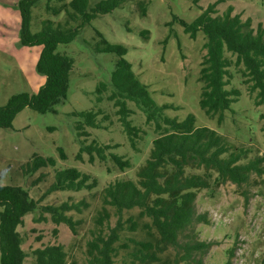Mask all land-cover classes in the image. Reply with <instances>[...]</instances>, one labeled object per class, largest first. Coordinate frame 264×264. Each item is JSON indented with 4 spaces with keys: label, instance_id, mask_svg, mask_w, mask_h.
Here are the masks:
<instances>
[{
    "label": "rangeland",
    "instance_id": "obj_1",
    "mask_svg": "<svg viewBox=\"0 0 264 264\" xmlns=\"http://www.w3.org/2000/svg\"><path fill=\"white\" fill-rule=\"evenodd\" d=\"M136 1L126 0L111 12L92 18L72 41L57 44L56 51L73 60L62 102L43 113L25 106L16 113L10 126L0 127V185L22 186L30 197L38 199L53 181L54 169L76 167L98 180L92 190L53 191L40 201L50 204L76 201L86 196L90 200L89 207L81 213L69 212L74 219L82 220L76 234L64 223H53L46 213V219H39L38 211L23 216L22 223L16 228L22 236V248L28 253L23 264L33 262V249L53 243L63 245L67 253L66 264H85L86 242L91 238V231H96L94 217L102 205V188L117 177L135 179L152 140L158 135L153 123L145 121L143 111L128 100L127 106L132 112L127 119L140 128V135L132 146L119 121L117 107L107 98L110 86L102 93V100L96 102L95 87L99 81H108L117 57L115 53L95 49L99 40L96 32L107 41L126 47L124 57L137 79L146 85L156 105L167 106L162 109L163 115L181 120L192 114L196 126L216 130L232 147L247 148L244 161L264 155V134L260 129L264 105L254 103V93L247 90L235 67H230L232 76L226 88H237L239 95L224 111L223 120L218 122L216 116L206 115L199 106L202 87L199 70L205 53V35L199 30L195 37H190L179 19L191 22L200 13V7H206L214 0H145L144 15L140 14ZM17 4L18 0H0V105L15 93L37 92L45 82V75L36 70L41 45H23L20 41L21 19ZM228 5L232 6V13H238L242 19L249 17L253 27L259 22L264 25V0H222L216 4L215 14H221ZM36 14L55 21L64 19L63 12L53 15L34 7L30 22L32 32L38 28ZM143 30L145 34L141 33ZM91 108L101 109L97 116L100 127H85L89 132L86 143L93 139L99 143L117 144L108 151L128 158L130 166L120 169L109 158L105 162L97 158L89 162L86 152H83L82 160L75 157L80 143L72 129L75 117L71 113ZM33 154L52 157L54 166H42L33 174H24L21 165ZM210 188L197 190L195 198V210L205 212L208 218V223L195 225L198 237L213 242L203 257V264H225L227 259L229 264H264V175L251 174L249 181L242 185L226 181ZM91 193H95L92 198ZM108 209L110 216L102 226L104 232H108L117 219L114 208ZM136 212V208L123 211L121 220ZM140 234L139 230L130 231L125 227L119 242H128L129 237H140ZM167 253L173 252L168 249ZM126 258L120 249L113 264H123Z\"/></svg>",
    "mask_w": 264,
    "mask_h": 264
},
{
    "label": "trees",
    "instance_id": "obj_2",
    "mask_svg": "<svg viewBox=\"0 0 264 264\" xmlns=\"http://www.w3.org/2000/svg\"><path fill=\"white\" fill-rule=\"evenodd\" d=\"M124 1L71 0L65 3L63 0H18L20 41L23 45H41L36 70L45 75V82L37 92L15 93L0 105V127L10 126L16 113L25 106L43 113L64 100L73 60L56 51L57 44L72 41L79 29L92 18L111 12ZM221 1L214 0L206 7H200V13L191 22L179 19L190 37H195L199 30L205 35V53L199 70L202 82L199 106L206 115L216 116L218 122L223 120L224 111L239 95L237 88H226L232 76L231 66L235 67L247 90L254 93V103L264 105V25L259 22L253 27L249 17L242 19L238 13H232L231 5L221 14H215V6ZM136 6L144 15L145 0H137ZM34 7L43 8L53 15L63 12L64 19L55 21L36 14L34 18L38 28L32 32L30 22ZM96 33L99 40L95 49L117 56L108 81H99L95 87L96 102L102 100V93L110 86L107 98L117 107L119 121L132 146L140 135V128L127 119L132 112L127 106L128 100L143 111L145 121L153 123L158 135L152 140L135 179L117 177L102 188V205L94 217L96 231H91V238L86 242L85 264H113V258L120 249L127 257L123 264H203V257L213 242L199 239L195 229L197 223H208L206 213L195 210L197 190L226 181L242 185L249 181L251 174L264 175V155H255L244 161L247 148L232 147L216 130L196 126L192 114L181 120L163 115L162 109L167 106L156 105L146 85L137 79L130 62L124 57L126 47L111 43ZM99 114L100 108L71 113L75 117L72 129L80 143L75 157L82 160V154L86 152L89 162H94L95 158L105 162L109 158L120 169L130 166L128 158L108 151L117 144L99 143L93 139L86 143L89 132L85 127H100ZM260 119V129L264 134V111ZM59 151L64 156L61 148ZM46 165L54 166V159L33 154L21 167L24 174L30 175ZM97 184V178L90 173L76 167H64L54 169L53 181L38 199L30 197L22 186L0 185V264H23L28 255L22 248V236L16 229L26 213L38 211L39 219H46V213L53 223H64L76 234L77 225L82 220L74 219L69 212L81 213L89 207L90 200L84 196L76 201L41 204L45 194L58 190H92ZM94 196L95 193L90 194L91 198ZM108 207L114 208L117 219L115 225L104 232L102 226L110 216ZM134 208L137 212L122 221L121 213ZM125 227L130 231L139 230L141 236L119 242ZM168 249L173 253L168 255ZM31 255V264H66L67 259L60 243L39 246L31 251ZM225 264H229V259Z\"/></svg>",
    "mask_w": 264,
    "mask_h": 264
}]
</instances>
